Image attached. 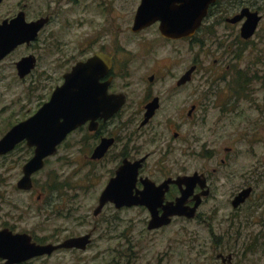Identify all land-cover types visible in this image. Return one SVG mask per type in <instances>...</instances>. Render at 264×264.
<instances>
[{
	"label": "flooded vegetation",
	"instance_id": "obj_1",
	"mask_svg": "<svg viewBox=\"0 0 264 264\" xmlns=\"http://www.w3.org/2000/svg\"><path fill=\"white\" fill-rule=\"evenodd\" d=\"M187 2L171 0L170 13L174 21L181 26H187L191 18H199L200 21L193 34L175 38L161 33L159 18L133 30L136 8L130 25L115 23L118 16L112 14L115 10L112 0H55L53 9L44 5L39 12H33L27 0H0V74H12L23 81L31 77L30 86L38 89L45 85L43 80L51 72L60 71L61 81L54 85L53 91L79 60L84 61L97 52L108 55L111 64L98 77L99 83H106L101 95L108 99L107 94H121L123 103L108 117L99 114L94 121L87 119L69 132L80 136L75 137V143H83L81 147L85 149L88 164L101 166L107 173L93 214H101L108 203L116 209L135 208L137 211L133 215H149L146 227L150 231L163 228L176 216L194 218L201 215L209 231L217 235L212 227L214 217L229 215L233 219L235 215H254L257 202L264 197V0H206L204 8L198 9L199 2L193 12L187 11ZM69 7H72L73 17L78 23L89 21L98 31L88 40L81 41L86 44L83 52L87 53L63 70L59 57L51 58L50 63L46 61L48 53L62 52L57 30L52 29L57 17L55 11L63 12ZM120 18L123 19L122 14ZM39 19H42L41 24L32 36V23ZM253 23L254 28L249 31ZM111 24L120 32H116L114 37L118 44L115 47L124 53L122 58L118 56V49H110ZM152 27L164 41H185L190 45L185 52H176L169 64L156 66L153 70L141 67L142 62L135 64L133 60L136 58L129 53L127 56L126 47L119 43L129 35L128 30L135 34ZM193 43L199 44L195 55L192 54ZM150 48L146 47L145 51ZM42 63L45 64L42 71L35 72ZM48 66L53 71H48ZM245 94L252 109V116L248 118L251 127L247 134L248 162L251 164L240 170L245 164L239 165L233 146H210L208 140L224 137L225 123H234L239 118V99ZM24 142L26 144L25 140L19 141L12 149L0 154V159L9 161L11 153ZM257 142L262 157L258 155ZM104 143L106 147L103 150L99 147ZM150 144L153 147L144 148ZM28 147L33 154L34 148ZM157 152L159 156H156ZM136 161L139 163L135 167ZM124 165L126 169L135 168L134 177L133 173L129 176L133 179L130 192L133 197L142 198L143 202L116 206L114 201L108 200L95 213L101 192ZM33 174L31 188L34 185ZM260 181L263 189L258 188ZM126 184L130 181L127 180ZM174 206L182 210L181 214H169V222L149 227L151 215H162ZM193 207V216H186ZM0 230L26 232L34 240L26 228L19 230L5 219L0 223ZM85 234H88V242L84 248H57L85 249L93 242L92 230L52 243ZM215 250L210 264H234L237 250L225 248L222 243H218ZM29 259L6 262L7 259L0 256V264H22Z\"/></svg>",
	"mask_w": 264,
	"mask_h": 264
},
{
	"label": "rangeland",
	"instance_id": "obj_2",
	"mask_svg": "<svg viewBox=\"0 0 264 264\" xmlns=\"http://www.w3.org/2000/svg\"><path fill=\"white\" fill-rule=\"evenodd\" d=\"M27 1L33 12L43 10L44 5L51 9L55 7V0ZM138 1L112 0L115 9L112 14L118 16L115 23L130 25ZM65 9L63 12L55 11L57 17L52 25V29L57 30L62 52L48 53L46 61L50 63L51 58L59 57L63 70L87 53L83 52L86 44L81 41L88 40L98 31L92 28L94 24L89 21L78 23L77 18L73 17L72 7ZM121 14L123 19L120 18ZM87 15L86 12L85 19ZM95 17L97 21L98 16ZM111 30L110 49H118V56L122 58L124 53L115 47L118 44L114 37L116 32H120L112 24ZM127 32L129 35L119 42L121 47H126V55H133L135 64L142 62L145 65L141 67L151 70L169 64L177 55L176 52H185L188 45L185 41L168 42L160 39L154 27L141 33ZM149 46L150 50L145 51ZM191 47L195 55L199 44L193 43ZM43 64L35 72L42 71ZM1 74L0 136L15 122L33 114L50 98L54 85L61 81L60 71L51 72L43 80L44 86L32 89L31 77L23 81L12 74ZM246 94L239 99V118L234 123H225L224 137L208 140L210 146H233L239 165L245 164L240 170L251 164L248 162L247 134L251 127L248 118L252 116V109L248 106ZM75 137L74 133H69L58 145L57 152L46 158L44 166L33 174L34 185L30 190L18 189L16 181L32 149L24 142L11 153L9 161L0 159V223L5 219L19 230L26 228L37 242H57L66 236L92 230L93 242L85 249H57L51 254L30 258L22 264H117L125 261L133 264H210L218 243L237 250L234 264H264V197L257 202L254 215H235L233 219L229 215L214 217L212 227L219 237L209 231L201 215L194 218L176 216L168 225L153 231L146 227L149 215H133L137 211L135 208L116 209L108 203L101 214L94 215L93 208L98 202L107 173L101 166L88 164L84 156L85 149L81 147L83 143H75V139L80 136ZM257 144L258 155L262 157ZM151 147L152 144L144 146L145 149ZM159 155L157 152L156 156ZM258 188L263 189L262 181Z\"/></svg>",
	"mask_w": 264,
	"mask_h": 264
},
{
	"label": "water",
	"instance_id": "obj_3",
	"mask_svg": "<svg viewBox=\"0 0 264 264\" xmlns=\"http://www.w3.org/2000/svg\"><path fill=\"white\" fill-rule=\"evenodd\" d=\"M199 2L201 0H188L187 11H195ZM204 3L206 0L200 3L198 9L204 8ZM170 5L171 0H141L135 11L132 29L137 30L159 18V29L165 36L177 38L193 34L199 24V18L188 19L189 24L181 26L174 21ZM41 20L32 23V36L35 35ZM254 23L248 28L249 31L253 30ZM110 64V57L103 52H97L84 61L76 62L71 70L64 74V81L55 87L50 98L33 114L13 124L0 138V154L12 149L22 140L34 148L33 154L22 165V175L16 183L18 188H31L32 174L44 165L45 157L56 153L57 145L67 133L87 119L94 121L99 114L108 117L123 103L124 97L121 94H107L108 99L101 95V89H106V83H99L98 77L107 71ZM102 147L104 150L105 143L99 148ZM136 162L135 167L139 161ZM134 172L135 168L126 169L125 165L117 170L116 175L101 192L95 213L108 200L114 201L116 206L143 202L142 198L133 197L130 192L133 179L129 176L133 173L134 177ZM127 180L130 181L128 185ZM181 212L182 210L174 206L162 215H151L149 227L167 223L170 221L169 214ZM193 212L194 207L186 216L192 217ZM87 242L88 234L69 237L58 243H38L26 232L0 230V256L6 258V262H19L37 255L50 254L60 247L84 248Z\"/></svg>",
	"mask_w": 264,
	"mask_h": 264
}]
</instances>
